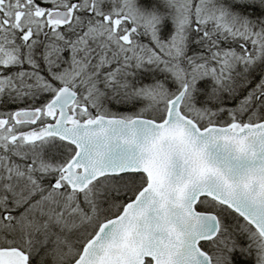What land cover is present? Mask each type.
<instances>
[{"label":"snow or ice","instance_id":"1","mask_svg":"<svg viewBox=\"0 0 264 264\" xmlns=\"http://www.w3.org/2000/svg\"><path fill=\"white\" fill-rule=\"evenodd\" d=\"M0 264H264V0H0Z\"/></svg>","mask_w":264,"mask_h":264}]
</instances>
